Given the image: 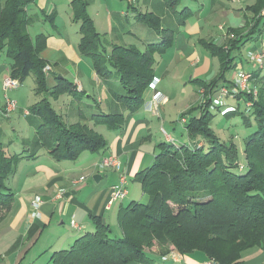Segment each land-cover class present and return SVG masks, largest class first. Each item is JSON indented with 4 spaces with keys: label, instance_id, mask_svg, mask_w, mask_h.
I'll use <instances>...</instances> for the list:
<instances>
[{
    "label": "trees",
    "instance_id": "16d2710c",
    "mask_svg": "<svg viewBox=\"0 0 264 264\" xmlns=\"http://www.w3.org/2000/svg\"><path fill=\"white\" fill-rule=\"evenodd\" d=\"M33 1L0 0V53L5 52L10 59L11 77L23 82L32 75L35 91L42 95L30 107L42 119L37 128L41 147L57 161H75L83 152H99L107 147V139L97 127L122 128L127 114H134L143 107L145 93L154 77V54L164 53L172 46L174 33L167 28L161 30L159 19L152 13H143L139 18L161 33V42L147 45L144 51L135 45L114 44L108 52L88 13V1L72 0L74 20L80 22L79 52L91 60L100 77L110 78L118 73L125 92L117 98L128 112L93 114L67 124L51 98L72 93V83L62 77L55 87L48 86L44 71L47 62L40 55L47 36L42 33L33 38L29 33L35 18L29 15L27 6ZM166 1L171 7L179 4V0ZM263 9L264 0H257L251 6L256 15L250 31L253 36L261 32L259 27L264 25ZM187 19L182 17L179 21L185 25ZM242 27L230 28L240 32ZM201 43L220 60V72L210 82L223 80L236 66L233 53L240 50L242 44L233 42L231 50H234L227 52L218 43L203 40ZM253 74L260 77L256 71ZM259 83L257 99L248 113L255 117L256 130L245 137L246 172L238 171L244 166L240 165L236 143L225 142L212 128L214 113L205 110L199 116H191L186 124L188 135L194 143L204 140L206 144L198 148L186 143L158 145L159 152L153 162L135 176L147 201H132L119 212L122 235L114 236L102 215H92L94 230L77 238L69 248L55 251L50 264L147 263V250L156 244L163 254L171 248L182 254L199 251L217 264H235L243 251L263 248L264 78ZM35 155H9L0 143V223L15 199L7 185L8 177L15 172L19 160Z\"/></svg>",
    "mask_w": 264,
    "mask_h": 264
},
{
    "label": "crops",
    "instance_id": "0c3cea01",
    "mask_svg": "<svg viewBox=\"0 0 264 264\" xmlns=\"http://www.w3.org/2000/svg\"><path fill=\"white\" fill-rule=\"evenodd\" d=\"M71 1L34 0L27 6L29 15L35 18V22L29 27L30 35L33 38L42 33L47 36V44L40 55L52 67L47 75L48 86H56L58 79L62 77L73 86H79L74 95L66 93L57 99L52 98V104L58 113L66 117L69 124L78 122L81 117L89 118L93 114L127 113V107L117 98L123 93L118 73L115 72L110 78L100 77L91 60L79 52L80 22L74 20ZM87 1L88 13L96 30L107 37L103 42L104 45H135L144 51L147 45L161 42V33L147 21L139 18L140 14L152 13L159 19L161 30L167 28L174 33L172 46L166 51L173 50L176 54L173 56L174 60L179 62L194 58L192 64L197 65L201 64V58L198 55L193 57L192 54L188 57L184 52L188 50L187 45L190 41L193 42L194 38L201 41L222 33L220 28H218L219 32L215 26H212L213 20L222 16H239L241 13L248 17L252 11L251 6L257 0H252L251 3L247 0L245 4L240 5L233 0H192L194 7L188 4L190 10L185 25L181 24L179 17L176 16L180 0L175 7H171L166 0ZM164 54L167 53L156 54V61ZM207 57L204 65L196 68L198 71L206 66L207 71L212 63V59ZM10 72V59L5 52H2L0 53L1 86L4 80L11 77ZM167 76H170L167 69L155 68L154 77L156 81L159 80L158 84L160 82V90L157 91L162 95L169 93L165 83ZM188 87L190 92L179 96L175 103L183 106L177 114L180 115L178 122H174L178 118L168 120L166 106L170 101L166 105L162 103L157 106L158 113L148 110V103L153 99V91L150 90L144 97L145 105L134 114L128 113L122 128L97 127L107 139L108 145L105 149L99 152H83L75 161H57L41 147L37 138V128L42 123V119L30 110L31 104L26 103L24 106L21 104V98L17 99L13 96L18 106L6 116L5 100H0V114L3 117L15 120L17 116L20 127V118H25L32 125L34 132L36 131L30 144V140L26 137L15 141L11 132L6 133L3 127L0 130V143L7 154L22 153L29 156L36 153L34 157H24L19 160L15 172L7 179V185L14 192L15 199L10 212L0 223V264H27L28 262L23 263V261L29 256L43 257L47 250L53 255L55 251L69 248L77 238L94 230L92 215H102L108 222L106 216H110L115 208L116 221L118 220L120 228V210L132 201H140L141 193L145 195L140 182L135 186L139 191L132 192L127 186L129 180L134 179L137 172L148 167L159 152L158 145L167 142L165 136L158 134L159 125L161 129L164 125L170 127L171 136L177 140L183 139L184 135L189 139L185 123L181 122L182 114L186 115V112L197 102L198 86L190 82ZM19 88H22V85L12 89ZM35 88L32 98L40 100L41 96L36 93ZM186 117L188 119L189 116ZM0 124L2 126L1 121ZM12 129L15 132L18 127ZM25 149H30L31 152L26 153ZM111 155L118 157L122 162V169H99L98 162ZM124 173L128 192L123 199L117 200V207H114L116 202L109 203L110 191L120 182V177ZM95 174L101 175L98 181L93 178ZM59 189H65L63 197L58 196ZM36 196H40L43 200L40 217L31 216V202ZM126 200L129 202L126 203ZM72 220L77 223V227L72 225ZM147 253L149 262L129 264H205L210 260L199 251L182 254L171 248L168 253L163 254L157 244L147 250ZM169 253L172 256L168 257ZM235 264H264V247H253L243 251L241 259Z\"/></svg>",
    "mask_w": 264,
    "mask_h": 264
},
{
    "label": "rangeland",
    "instance_id": "374dc122",
    "mask_svg": "<svg viewBox=\"0 0 264 264\" xmlns=\"http://www.w3.org/2000/svg\"><path fill=\"white\" fill-rule=\"evenodd\" d=\"M248 2L251 3L253 1L248 0ZM255 2H257V1H255ZM188 4H191L194 7V3L192 0H180V5H179V8L177 10L178 12H176V16L181 18V20H182V17L185 18L187 16V13H184V11L190 10ZM207 4H208V2H206V5ZM237 5H240V3H237ZM263 11L264 10H262L261 12H263ZM255 17H256V15L253 11L250 12L248 17L247 16L245 17V15L243 13H241L239 16H235V15L222 16L219 19L213 20L214 23L212 26H215L217 31H219L218 30L219 26H223V28L227 29V30H221L222 33L224 32L223 34L220 33V34H216L214 36L209 37V39H203V41H206V42L210 41V42L218 43L220 45V47L223 48L227 52L234 50V49L231 50L233 42H237L238 45L242 44L241 49L240 50L236 49L235 50L236 52L233 53V55L235 56V62H238V64H235L236 66L233 68V70L228 72V74L226 75V78H224L223 80L216 82L214 84H212V82H210L220 72V67H221L220 66V60L217 56L212 55L202 45L201 41L198 38H194L193 39L194 41L193 42L190 41V43L187 45L188 50L184 51V52H186V56H188V57L190 56V54H192L193 57H196V55H198L201 58V61H202L201 64L200 63H198L197 65L192 64V60L194 58L193 59H185L184 61L179 62L178 60H174L173 56L176 54H174L173 50L165 51L167 54H164V56L158 57V59L156 61L157 63L155 64V68L158 67L160 70L167 69L169 71L170 76H167V79L165 82L167 85L166 89L169 93L168 94L163 93L164 95H162L161 92L157 91V89L160 90V82L158 84L159 80L156 81V77H154L153 80L150 82L149 88L147 89V91L145 93V95H146L150 90L153 91V94H152L153 99H151V100L153 101L154 97H155L156 102H157V106H159L162 103H164L166 105L170 101L166 106V107H168L167 108L168 120L169 119L175 120L176 118H178L180 116L177 114H178V111L180 110V108L183 107L182 104H178V105L175 104L178 100V97L190 92V90H189L190 88L188 87V84H190V82L195 83V85L198 86L197 87V90H198L197 102L195 103L194 106L191 107L193 110H192V113H190V115L189 114H186V115L182 114L183 120L181 122L185 123V127H186L187 121L191 116H199L205 110H210L212 113H214V117H213V121H212L211 126L214 129V131L225 142L230 143L231 141H233L234 143H236V145L239 149L240 165L244 166L243 169H241V170L238 169V171L241 173L246 172V160H245V154H244L245 137L248 136L249 134L253 133L256 130L255 117L252 114H248V113H250V111L246 108V102H245L244 96L240 97V98L239 97L225 98L223 100V103H221L222 105H220V103L217 100L220 99L221 85L222 84H226V85L232 84V81H233L234 75H235V71L237 68L238 69H244L245 71H248L251 73L256 71L257 74H260V77L254 76V78L256 80V81H254V83L257 84L258 89H259V85H260L259 82L262 81L264 78V64L261 67V66L255 65L254 63H251L250 61H248L249 51H256L257 49H259V50H262L264 52V25L259 27L261 32H257L254 36H253V34L252 35L250 34V31L253 28L252 26L254 25V23L256 21ZM245 21H247L246 24H245ZM263 21H264V19H263ZM244 24H245V26H244ZM240 26H243L240 32H237L236 30H233L232 28H230V27L239 28ZM183 34L186 35L184 32H183ZM101 35H102L103 42L105 41V39L107 40L106 35H104V34H101ZM243 37H244V39H243ZM240 39H243V41L239 43L238 41ZM109 40H111L110 37H109ZM105 48H106V50L108 49V52H109L111 50L112 46L105 45ZM237 50H239V52H237ZM156 54H160V53L154 54L155 60L157 57ZM207 56H209L212 59V63L208 66L207 71H206L207 66L203 70L198 71L196 68L204 65L205 60L208 58ZM46 66L50 67V70H48V71L44 70L48 75V73L51 71L52 67L49 63H47L45 65V67ZM45 67H44V69H45ZM261 73L263 75H261ZM261 77H263V78H261ZM201 82H207V83L203 85V84H201ZM47 83H48V81H47ZM154 83H155V86H152V84H154ZM21 85H22V88L14 89L15 92H13L14 90L12 88H6L5 87V80H4L3 85L2 86L0 85V100L4 99L6 102V95L7 96L9 95L8 97H10L12 99H14L13 96L17 99L21 98L22 99L21 104L24 106H26V103L29 105L31 104V106H33L37 102V101L34 102V100H36V99L38 100V98H36V99L34 97L32 98V95H34V88L36 87V82H35L34 77L32 75L28 76L23 81V84H21ZM192 86L194 89V85H192ZM53 87H55V86H53ZM78 87L72 85L71 89L73 90V92L70 94L74 95L73 93H75L76 90H78ZM9 90L11 92H8ZM161 90H163V88ZM124 92L125 91L123 90V93ZM39 96H42V95H39ZM165 96H167L168 98L166 97L167 98L166 99ZM82 98L86 99L85 96H82ZM51 100H52V98H51ZM253 102H254V100H253ZM144 105H145V103H144ZM148 105H149V103H148ZM152 105H153V103H152ZM157 106L153 107V110L151 111L152 113H158L157 112ZM190 109L188 110L189 112H190ZM148 110H149V108H148ZM186 113H188V112H186ZM187 115L189 116L188 119L186 117ZM245 115H247L249 117H245ZM158 117L159 118L161 117L160 114L158 115ZM185 117H186V119H185ZM18 118H20V117H18ZM62 118H63L64 122L69 124L64 115L62 116ZM179 118L177 119V121L175 120L174 122H178ZM0 121L2 122V126L0 124V130L3 127L4 129H6V133L11 132L14 135L13 138L15 139V141H18V140L22 139L23 137H26V138H28L27 140H30V144H32V141L35 137L36 131L34 132L32 125L28 122L27 119L20 118L21 127L19 126V123L17 122V116H16V119L14 120V118L8 119L6 117H3L0 114ZM162 125H163V123H161V126ZM15 126L18 127V130L14 132V129H12V127H15ZM169 128L170 127H168L167 125H164L163 128L161 129L160 125H159L158 134L161 136H165V138L167 139V142H169L170 144L183 145L186 143L190 147L191 146L193 147L196 145L197 148L199 146L206 144L204 140L203 141H200V140L195 141V143H194V141H191L192 137H190L189 135H188L189 139L187 136L184 135L183 139L177 140L173 136H171V134H170L171 130ZM25 152L30 153L31 151H30V149H25ZM133 181H135V182H133ZM137 182L138 181L135 180V177H134V179L132 178L131 180H129L128 185H127L129 187V189H131V191L134 193L139 191V189L135 187L136 185H138ZM111 190H112V188H111ZM110 193H111V191H110ZM139 198H140V201H142V202H146L148 199L147 196L143 195L142 193H141ZM115 202L116 203H115L114 207H117L118 202L117 201H115ZM128 202H129V200H126V203H128ZM126 203H124V204H126ZM115 209L110 213V216H106V218H107V220L111 226L113 235L116 237H119L120 234H122V232L118 226V220L116 221L117 214L115 213ZM51 256H52V253H50L47 250L46 254L45 255L43 254V257H39V255L37 257L29 256L23 261V263L28 262L27 264H30L29 262H32L31 264H50L49 260H50Z\"/></svg>",
    "mask_w": 264,
    "mask_h": 264
},
{
    "label": "built area",
    "instance_id": "2783aa9c",
    "mask_svg": "<svg viewBox=\"0 0 264 264\" xmlns=\"http://www.w3.org/2000/svg\"><path fill=\"white\" fill-rule=\"evenodd\" d=\"M247 0H233L235 3H240V4H245ZM264 10V9H263ZM263 19H264V11L261 12ZM246 23V21H245ZM245 25V24H244ZM220 30H227L224 29L223 26H219ZM249 58L248 61L251 63H254L255 65L261 66L264 64V52L262 50L257 49L256 51H249ZM44 70H50L49 66H46ZM255 78L253 73L245 71L244 69H236L234 79L232 81L231 85H221L220 88V99L217 101L222 105L223 100L228 97H245V102H246V108L251 111L253 107V100H255L258 96V86L256 83H254ZM22 84V81L18 78H12L9 77L5 80V87L6 88H18ZM152 86H155V83L152 84ZM153 103V105H152ZM149 110L152 111L154 106H157L156 99L154 97V100L149 102ZM18 106L17 100L12 99L8 96H6V102H5V108H4V113L6 116H9ZM200 147V146H199ZM98 168L103 170L106 168H115L117 170L122 169V162L118 159V157L115 156H108L102 158L98 162ZM84 177H81L83 179ZM126 182V174H122L120 177V182L112 187L111 190V200L109 203H112L113 201H117L120 199H123L127 195V188L125 186ZM58 196L63 197L65 194V189H59L58 190ZM43 203V200L40 196H36L32 202H31V207H32V217H40L41 212L40 208ZM73 226L77 227V223L72 220L71 221ZM169 256H172L171 253H169ZM167 256L164 257V259L167 258ZM205 264H217L214 260H209Z\"/></svg>",
    "mask_w": 264,
    "mask_h": 264
},
{
    "label": "water",
    "instance_id": "95a60500",
    "mask_svg": "<svg viewBox=\"0 0 264 264\" xmlns=\"http://www.w3.org/2000/svg\"><path fill=\"white\" fill-rule=\"evenodd\" d=\"M100 176H101L100 174H95V175L93 176V178L96 179V180L98 181L99 178H100Z\"/></svg>",
    "mask_w": 264,
    "mask_h": 264
}]
</instances>
